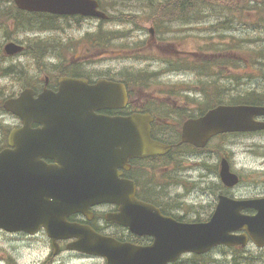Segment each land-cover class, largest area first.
Segmentation results:
<instances>
[{"label":"water","instance_id":"95a60500","mask_svg":"<svg viewBox=\"0 0 264 264\" xmlns=\"http://www.w3.org/2000/svg\"><path fill=\"white\" fill-rule=\"evenodd\" d=\"M23 10L58 15H83L107 19L98 0H14ZM23 44L9 41L8 55L24 50ZM128 91L124 83L100 79L64 77L59 90L45 89L38 96L27 87L19 96L7 98L4 108L25 122L13 131L10 147L0 151V228L10 232L37 233L45 228L52 238L54 254L58 239L75 237L68 245L108 264H167L187 252L205 253L219 244L245 245L249 235L264 246V198L234 199L220 195L208 221L178 222L163 216L153 205L134 196L135 185L115 172V164L130 158L162 154L170 146L151 137L153 117L134 113L127 117L97 114L103 108H124ZM264 106L220 104L183 125L182 141L204 147L210 138L224 132L264 129ZM42 127L32 129V122ZM43 157L56 160L49 165ZM221 178L227 186L239 182L226 160ZM121 204L122 223L140 235L154 237L150 245H136L103 236L89 227L69 223L68 215L99 202ZM245 209L256 210L245 214ZM246 233L236 234L235 231Z\"/></svg>","mask_w":264,"mask_h":264},{"label":"rangeland","instance_id":"374dc122","mask_svg":"<svg viewBox=\"0 0 264 264\" xmlns=\"http://www.w3.org/2000/svg\"><path fill=\"white\" fill-rule=\"evenodd\" d=\"M247 1L242 0L239 4L244 6ZM100 2L103 4L102 9L109 15L124 16L127 21L120 23L113 19L102 24L98 19L89 18L78 23L74 18H63L60 21L62 29L38 32L29 28L28 24L32 20L24 25L30 19L29 15L18 22L10 18L12 16L10 12L14 13L11 5L0 4V49L3 50L5 43L9 41H18L25 45H34L36 42L39 46L45 43L52 45L47 49L50 52L44 56L45 58L43 57V61H39L38 56V58L33 57L30 52L13 57L3 56L4 65L17 64L25 70V74H22V79L17 74L0 76L1 106L4 99L17 95L24 87L43 85L45 73L51 76V82L56 83L55 76L59 73L57 71L59 68H70L74 65L81 73L93 79L100 77L122 79L127 75L123 76L121 73H136L142 70L149 74L156 72L158 75L150 77L149 87L131 85L133 99L137 100L136 106L156 110L162 121L166 119L175 126L188 116V112L195 113V109L202 107L204 103L202 93L197 90L201 79H198L199 75L196 72L181 69L183 60L194 64L209 57L213 58L214 55L233 62L238 61L239 67L234 66L233 73L238 75L237 79L242 82L241 85L237 84V79H234L230 83L229 79L225 81L227 76L224 78L223 75L210 76L204 78L205 86H209L208 80L213 77L222 84L244 87L245 90L264 89V82L260 79L262 76L260 66L244 61L248 52L257 49L259 43L250 39L242 41L245 37L252 38L256 34L260 36L264 31H260L256 25L246 26L247 22H255L257 15L249 13L248 18H244L242 15L246 10L241 11L242 17L239 18L240 24L237 23L238 28L228 30L220 24L230 16V10L220 7L212 10L210 9L212 7L201 6V16L198 15L199 18L186 24L180 20L173 21L169 16L160 17L161 12L159 10L156 12L155 6L162 5L163 0H100ZM234 2L237 3L239 0ZM198 11L200 10H196L195 13ZM100 29L125 33V38L114 40L112 46L108 48L103 46L101 41L84 38L86 33ZM235 45L237 48H234ZM221 48H224V51L213 50ZM53 53L54 55H50ZM173 56H177L176 61L180 70L169 71L171 68H176L169 64L172 59L174 60ZM37 61L44 65H37ZM171 65H174V62ZM38 66L41 70H37ZM40 78L42 81L39 80ZM236 91L234 90L233 93ZM17 120L16 116L0 110V137L1 131L7 133L8 127L13 126ZM228 139L229 145L235 150L236 166L240 168L243 178L236 192L240 197L258 195L264 189V138L234 136ZM254 140L263 143L259 144L260 146L253 145ZM195 161L197 160L192 156H188V159L183 161L185 169H182L181 175L186 177L183 181L187 182L185 185L189 186V190L185 191L181 188L179 200L187 206L188 211L193 212L192 217L197 216L200 220L209 217L219 187L216 181H213L214 186L211 190L206 189L205 184H196L193 185L194 188L192 187L193 181L188 179L191 177L196 179L201 172L199 167L195 168ZM190 167L192 169L189 170ZM184 212L185 209L182 213ZM30 236L0 232V264H49L50 257L53 258V264H107L101 257L83 256L67 250L58 252L54 256L51 242L46 234ZM248 248L251 253L238 257H235L237 252L232 253L222 247L217 248L208 257L200 259L186 254L180 264H264V253H260L253 244H249ZM209 259L211 262L208 261Z\"/></svg>","mask_w":264,"mask_h":264},{"label":"flooded vegetation","instance_id":"af4514ba","mask_svg":"<svg viewBox=\"0 0 264 264\" xmlns=\"http://www.w3.org/2000/svg\"><path fill=\"white\" fill-rule=\"evenodd\" d=\"M75 62V61H73ZM76 65V64H75ZM74 68V69H72ZM76 66H71L70 70H76ZM80 72V71H77ZM51 76L46 75L43 85L34 87V95L38 96L45 89H50L54 92L59 90L60 80L64 77L70 78H81L86 79L89 84L96 83L100 78L93 79L88 75L83 73H74L73 75L68 74H59L57 73L55 77H57L56 83L51 82ZM129 90V88H128ZM19 94V93H18ZM17 94V95H18ZM15 95V96H17ZM14 96V97H15ZM134 101L133 106L131 102ZM137 100H133L129 96L128 105L125 108H103L97 111V114L106 115L110 117H127L135 112H149L153 114L156 118V113L151 111L149 108H141L136 106ZM196 108L195 110H198ZM211 109V108H209ZM208 109V110H209ZM6 112L5 109H1V112ZM207 110H205L206 112ZM205 112H197V116H191L188 114L186 118L182 120L179 125H172L171 122L162 119L158 116V120L154 119L152 124V137L153 139L170 145V149L165 151L162 154L145 157V158H130L127 161L118 162L115 164V172L118 174V177L123 180L125 185L124 191L130 192V187L127 182L134 183L135 191L134 196L140 201L150 203L155 208H157L160 213L165 217H170L178 222H194V221H204L206 219H198L197 216L192 217V211H188L179 198L181 197L180 189L183 188L185 191L189 190V186L185 185L187 182L183 181L186 177L181 175L182 169H185L183 166V161L188 159V156L194 157L197 161H195V168H200V174L196 179H192V177L188 180H192L193 184H205L206 189H210L214 186V182L216 181V185L219 187V194H225L227 196L235 197V198H248V197H240V195L236 192V188L243 182L242 175L240 173V168L236 166V158H235V150L229 145V137L234 136H249V137H257L259 139L264 138V130L256 131V132H232V133H222L214 136L208 144L203 148H196L191 144L184 143L182 144V126L186 120L190 118H196L203 115ZM10 113V112H7ZM12 114V113H10ZM14 115V114H12ZM18 118L13 126L8 127L7 133L5 131H1V139H0V151L5 148L10 147L9 139L11 133L13 131H19L24 128L25 122L23 119L14 115ZM264 120V117L259 118ZM32 129H39L42 127V124L39 122H32ZM165 126L168 129H165ZM1 130V127H0ZM263 143L260 140H254L252 142L253 145H259ZM260 146V145H259ZM215 158V160H214ZM43 161H45L49 165L57 164L56 160L50 157H43ZM226 160L229 164L230 169L237 173L240 177V183L235 186H227L223 182L220 177V169L222 161ZM192 167L189 168V170ZM216 195V199L218 195ZM252 197H264V189L261 192ZM216 206L215 203L211 206L210 215L213 213ZM185 209L186 212L182 213ZM246 212V211H245ZM255 211H248L247 213H254ZM124 212L121 209V204L117 202H109L102 201L90 206L86 212H74L67 216L66 220L69 223H75L82 226L89 227L91 230L95 231L98 234L103 236L114 238L118 241H129L138 245H147L153 242V237L151 235H139L133 232L129 226L122 223L121 220H124ZM210 217V216H209ZM0 232H7L6 230L0 228ZM9 233V232H7ZM29 235L24 232H16ZM40 233H44L47 235L45 229H40L39 233L36 235H31L30 237H35ZM48 236V235H47ZM51 245L52 239L48 237ZM76 238H62L58 239L59 244V252L63 250L75 252L77 254L83 256H89L88 254L69 250L68 245L73 242ZM249 244L254 243L248 238V241L245 245H235L233 247H226L224 245L217 246L229 248V251L232 253L240 252L241 255H246L247 253H251L252 251L248 248ZM53 248V245H52ZM216 248L212 249L208 253L205 254H197L191 253V255L196 258H204L208 257L210 253H213ZM260 253H264V247H257ZM228 250V249H226ZM239 253V254H240ZM54 254V251H53ZM55 256V255H54ZM183 256L179 257L177 260L167 263V264H180ZM211 262V260H208ZM207 261V262H208ZM49 264H53V258L50 257Z\"/></svg>","mask_w":264,"mask_h":264},{"label":"trees","instance_id":"16d2710c","mask_svg":"<svg viewBox=\"0 0 264 264\" xmlns=\"http://www.w3.org/2000/svg\"><path fill=\"white\" fill-rule=\"evenodd\" d=\"M100 1V0H99ZM242 0H239V2L235 3L234 0H163L162 5H156L155 9L156 12L159 10L161 13L159 14L160 17H170L172 18L173 21L180 20L182 23H192L195 18H199L201 16V6L203 7H212L210 9H218L217 7H220L222 9L230 10V16L227 17L226 19L221 21L220 26L223 28H226L228 30H234L235 28H238L239 23V18L243 16L244 18H248V14L252 13L257 15L255 22H247L246 26H251L256 28H260L261 30H264V0H248L246 5L239 4ZM192 2V3H191ZM226 2V3H225ZM8 3L11 5V7L14 10L13 12H10V15H12L10 18L15 19L16 21H21L26 15L30 16V19L24 24H28L29 20H32L30 22L29 28L34 29L38 32H43V31H49V30H55V29H62L61 26V19L65 17H60L57 15H51V14H42V13H35V14H29L24 11L19 10L15 3L14 0H0V4H5ZM202 5H199V4ZM101 6L103 5L100 2ZM227 4V5H226ZM103 7V6H102ZM101 7V8H102ZM196 10H200L197 13H195ZM246 13L242 16H240L241 11H245ZM155 12V11H154ZM155 12V13H156ZM156 15H158L156 13ZM200 15V16H198ZM172 16V17H171ZM132 18V17H131ZM134 18V17H133ZM80 23L82 18L79 17H74ZM115 20V22H120L124 23L127 21L126 17L120 16V17H115L109 15L108 20H100V23L105 24L107 22H110L112 20ZM117 20V21H116ZM227 22V23H225ZM236 23V25H235ZM238 23V24H237ZM228 24V25H227ZM24 27V26H21ZM115 31H96L92 33H86L84 38L93 40V41H101V44L105 47H110L112 46V43L114 40L119 39V38H125V33L122 34L121 32L117 33ZM250 37V36H249ZM247 39H250L252 41L258 42V48L257 49H252L250 52H248V56L244 58L245 63L247 61L251 62L253 65H257L262 72V76H260V79L262 82H264V31L262 33L256 34V36H252V38L245 37V41ZM241 41V43H243ZM37 43V44H36ZM34 45H26V51L24 53H32L33 57H36L40 60L43 61L45 58L44 56L48 55L50 51L47 49L50 48L52 45L45 43V45H40L39 43L36 42ZM229 47V46H228ZM29 48V51H28ZM234 48H237V45L234 46ZM226 49V47H225ZM213 50H222L224 51V48L221 49H213ZM255 51V52H254ZM48 52V53H47ZM47 53V54H46ZM50 55H54L50 54ZM6 57L4 55V52L2 49H0V76L1 77H8L11 75H19L20 77L22 74H25V70L20 67L17 64H7L4 65L2 62L3 58ZM38 56V57H37ZM44 57V58H43ZM174 60L172 59L169 64L170 66L176 67V68H171L169 71H175V70H180V67L178 66V63L176 61L177 56H173ZM174 62V65H171ZM38 63V61H37ZM37 65H44L42 63H38ZM180 65V63H179ZM37 68V70H41V68ZM232 66V67H231ZM234 66L236 68L239 67V62L238 61H231L229 59H225V57H219L214 55L213 58L209 57V59H204L201 60L200 63H194L192 64L191 62L187 63L184 62L181 64V69L186 70V71H194L196 74L199 75L198 79L199 80V86L197 90L202 93L203 98H204V103L203 106L200 107V111L207 110L215 105L218 104H256V105H264V89L258 90V89H248L245 90L244 87H233L231 85H228L227 83H221L220 81L218 82L217 79L213 78L215 76H224L227 79H229V82L234 81V79H237L239 76L234 74L233 72L235 71ZM74 69V68H72ZM59 71V74H68V75H73L74 73H80L77 71H80L76 68V70H70V68H59L57 69ZM225 71V72H224ZM230 71V72H229ZM45 73V72H44ZM48 75L47 73H45ZM121 75L126 76L125 78L119 79L123 81L124 83L127 84V86L130 89V94L131 98H134V94L131 89V85L133 86H142V87H149L151 85V80L150 77H154L158 75L156 72H152L149 74L147 71H142L138 70L136 73L128 72L126 73H121ZM122 76V77H123ZM211 77L212 79L208 80V85H204V78ZM22 79V77H21ZM42 81V79H39ZM248 81V80H246ZM44 82V79L43 81ZM242 80L236 81L237 84L241 85ZM201 84V85H200ZM41 86V85H40ZM35 87V86H34ZM235 88V89H234ZM189 91L191 89H188ZM234 90H237L236 93H233ZM132 98V99H133ZM134 100V99H133ZM134 104V101L131 102ZM2 106L0 105V110ZM190 113V112H188ZM192 113V112H191ZM161 114V112H160ZM165 129H168L167 126H165ZM235 257H238L236 255ZM235 259V258H234ZM236 260V259H235Z\"/></svg>","mask_w":264,"mask_h":264},{"label":"bare ground","instance_id":"6f19581e","mask_svg":"<svg viewBox=\"0 0 264 264\" xmlns=\"http://www.w3.org/2000/svg\"><path fill=\"white\" fill-rule=\"evenodd\" d=\"M192 3V2H191ZM225 23H227V22H225ZM228 25V24H227Z\"/></svg>","mask_w":264,"mask_h":264}]
</instances>
